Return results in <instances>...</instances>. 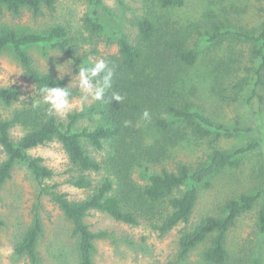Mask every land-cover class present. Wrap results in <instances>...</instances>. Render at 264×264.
Returning a JSON list of instances; mask_svg holds the SVG:
<instances>
[{
    "label": "trees",
    "instance_id": "16d2710c",
    "mask_svg": "<svg viewBox=\"0 0 264 264\" xmlns=\"http://www.w3.org/2000/svg\"><path fill=\"white\" fill-rule=\"evenodd\" d=\"M104 8L103 0H84ZM223 2V3H219ZM225 0H146L143 14L135 20L136 35L115 32L118 52L105 59L113 69L112 87L104 101L92 100L83 112H73L64 120L49 115L45 104L34 107L44 86L68 87L70 98L78 95L67 79L40 69L30 54L39 46H50L75 64H92L80 58L81 44L66 27L46 31L19 30L0 26V54L11 52L33 86V95L24 99L19 88H0V106L17 107L7 116L0 113V190L12 178L18 163H24L39 181L42 193L60 209L71 226L73 250L78 264H96V242L108 236L93 231L86 217L94 211L117 222L138 226L147 224L160 237L184 226L177 242V258L185 263L201 246L205 248L196 264H264V255L250 258L232 255L228 246L230 231L243 215L257 208V225L264 234L263 183L259 189L228 197L219 213L188 227L201 192L210 190L225 174L239 170L246 155L257 150L262 140L241 149L220 148L223 139L241 130L229 129L208 114L206 104L216 101L228 107L245 95L247 103L264 104V0H256L253 18L245 22L242 12L231 10ZM58 0H0V14L21 19L28 13L38 21L56 12ZM188 9L187 14L178 12ZM243 14H245V10ZM94 35L104 29L99 13L83 20ZM102 33V32H101ZM93 53H99L94 50ZM113 94L122 97L113 99ZM148 111L150 119H143ZM87 119L94 129L76 132ZM129 123H125V122ZM20 128L23 135L13 137ZM85 139L95 150L107 149L99 160L84 147ZM206 144L209 150L187 162L178 150L187 143ZM58 142L69 160L66 183L89 195L72 200L59 183L49 184L55 172L43 159L30 155L40 146ZM103 175L98 184L94 175ZM140 175L143 183L136 180ZM4 221L0 218V231ZM43 226L39 214L20 236L15 253L30 262L42 264L40 240Z\"/></svg>",
    "mask_w": 264,
    "mask_h": 264
},
{
    "label": "rangeland",
    "instance_id": "374dc122",
    "mask_svg": "<svg viewBox=\"0 0 264 264\" xmlns=\"http://www.w3.org/2000/svg\"><path fill=\"white\" fill-rule=\"evenodd\" d=\"M215 1V0H214ZM256 0H225L231 10L242 12L249 24H260L261 19L253 18ZM223 3V2H219ZM104 8H95L84 0H58L56 12L46 14L44 18L35 21L26 13L21 19H13L9 14H0V26L9 24L19 30H32L43 32L54 26L61 25L67 28L73 38L81 44L83 62H95L116 54L118 47L115 44V32L122 31L134 37L136 35L135 20L140 17L146 6V0H103ZM245 10V14L243 11ZM97 11L104 29L99 35H94L84 27V18L92 16ZM188 9L178 12V15L187 14ZM97 50L99 53H93ZM30 54L41 70L53 73L58 77L67 79L71 88L78 91V95L70 98L76 105L66 116L73 112H83L90 106L91 97L85 95L78 87L79 65L66 58L50 46H39L30 50ZM19 88L24 99L33 95V86L23 74V70L11 52L0 54V88ZM264 95L263 92H260ZM5 109L0 106V113L9 115L15 108ZM208 114L218 123L233 130H241L235 137L223 139L220 148L236 150L246 147L257 140H262V145L257 150L246 155V159L239 170L229 172L220 177L215 185L200 194L194 216L188 227L195 226L206 216L219 213V207L228 197H238L243 193H250L259 189L263 183L261 166L264 160V104L259 100L247 103L244 95L234 105L228 107L216 101L206 104ZM94 123L82 119L76 132L84 129H94ZM13 137L19 139L23 135L20 128L13 130ZM84 147L91 155L102 160L107 155V149L95 150L85 139ZM206 144L187 143L178 150L179 158L187 162L196 160L198 155L207 153ZM30 155L40 157L56 176L52 182L59 183L60 189L67 193L72 200L85 199L89 193L77 190L66 183L68 179L69 160L67 154L58 142L40 146L30 151ZM5 160V155L0 148V163ZM99 184L103 175H94ZM136 180L143 183L140 175ZM41 186L32 172L24 163L16 164L12 178L0 190V218L4 226L0 231V264H30L29 261L18 257L15 246L20 236L27 230L33 220V214H39L43 226L40 240V255L42 264H78L71 236V226L60 209L51 201L50 197L41 194ZM87 224L95 232L104 231L108 236L96 242L94 261L96 264H181L177 258V242L184 226H180L168 236L160 237L147 224L129 226L115 221L107 214L94 211L86 217ZM228 246L234 256L243 253L250 258L264 255V234L257 225V208L243 215L236 226L230 231ZM205 247L201 246L193 252L187 262L182 264H196Z\"/></svg>",
    "mask_w": 264,
    "mask_h": 264
},
{
    "label": "clouds",
    "instance_id": "9594fccd",
    "mask_svg": "<svg viewBox=\"0 0 264 264\" xmlns=\"http://www.w3.org/2000/svg\"><path fill=\"white\" fill-rule=\"evenodd\" d=\"M113 69L109 67L108 61L99 59L92 64H80L78 73L75 75L78 79V87L85 95V98L91 97L94 101H104L106 92L112 87ZM62 78V77H61ZM70 90L68 87L44 86L39 89V97L33 106L40 104L48 106L49 115L66 116L76 105L70 100ZM115 101L122 99L118 94H113ZM143 119L149 120L148 111L143 112ZM126 124L129 122H125Z\"/></svg>",
    "mask_w": 264,
    "mask_h": 264
}]
</instances>
